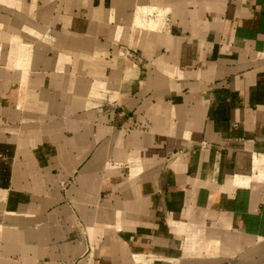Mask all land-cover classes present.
<instances>
[{
    "label": "crops",
    "instance_id": "1",
    "mask_svg": "<svg viewBox=\"0 0 264 264\" xmlns=\"http://www.w3.org/2000/svg\"><path fill=\"white\" fill-rule=\"evenodd\" d=\"M0 264H264V0H0Z\"/></svg>",
    "mask_w": 264,
    "mask_h": 264
},
{
    "label": "rangeland",
    "instance_id": "2",
    "mask_svg": "<svg viewBox=\"0 0 264 264\" xmlns=\"http://www.w3.org/2000/svg\"><path fill=\"white\" fill-rule=\"evenodd\" d=\"M66 184V183H65Z\"/></svg>",
    "mask_w": 264,
    "mask_h": 264
}]
</instances>
